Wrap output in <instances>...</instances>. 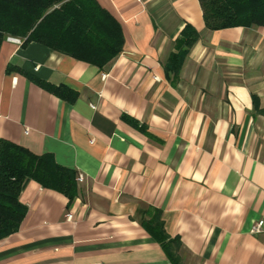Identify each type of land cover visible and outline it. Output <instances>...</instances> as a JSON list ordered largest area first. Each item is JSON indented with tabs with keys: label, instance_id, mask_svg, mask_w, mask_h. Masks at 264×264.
Segmentation results:
<instances>
[{
	"label": "crops",
	"instance_id": "1",
	"mask_svg": "<svg viewBox=\"0 0 264 264\" xmlns=\"http://www.w3.org/2000/svg\"><path fill=\"white\" fill-rule=\"evenodd\" d=\"M98 1L124 35L102 68L1 45L0 139L75 169L79 191L27 178L0 264H174L147 227L156 215L181 264H264V230L251 232L264 219V26L210 29L199 0ZM187 24L199 37L173 69Z\"/></svg>",
	"mask_w": 264,
	"mask_h": 264
},
{
	"label": "trees",
	"instance_id": "2",
	"mask_svg": "<svg viewBox=\"0 0 264 264\" xmlns=\"http://www.w3.org/2000/svg\"><path fill=\"white\" fill-rule=\"evenodd\" d=\"M206 26L220 29L232 26H264V0H199ZM24 44L39 42L79 60L104 67L123 48L124 35L119 20L98 0H0V48L7 37ZM199 31L187 24L181 31L179 50L169 65L178 69ZM8 70L24 71L17 66ZM54 93L74 101L78 93L43 79L35 80ZM77 172L58 163L54 156L38 155L8 139H0V239L15 232L26 214L19 194L27 178L56 189L69 199L78 195ZM147 227L163 244L174 264H181V242L169 239L156 215Z\"/></svg>",
	"mask_w": 264,
	"mask_h": 264
},
{
	"label": "built area",
	"instance_id": "3",
	"mask_svg": "<svg viewBox=\"0 0 264 264\" xmlns=\"http://www.w3.org/2000/svg\"><path fill=\"white\" fill-rule=\"evenodd\" d=\"M9 39L14 40L18 43H22V40L20 38L17 37H9ZM80 179H83V175L80 176ZM264 230V219H259L256 222L253 223L252 227H251V232L254 234H259Z\"/></svg>",
	"mask_w": 264,
	"mask_h": 264
}]
</instances>
